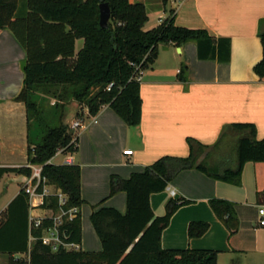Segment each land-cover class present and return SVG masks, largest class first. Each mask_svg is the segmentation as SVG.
I'll return each instance as SVG.
<instances>
[{
	"label": "trees",
	"instance_id": "trees-1",
	"mask_svg": "<svg viewBox=\"0 0 264 264\" xmlns=\"http://www.w3.org/2000/svg\"><path fill=\"white\" fill-rule=\"evenodd\" d=\"M167 1L161 0L162 4ZM102 2L110 8L108 29L99 25L98 7ZM147 20L144 5L130 0H0V31L8 29L26 55L23 85L14 101L23 103L26 109L27 162L41 166L46 185L67 198L64 210H77L74 218L59 228L62 239L77 247L82 238L79 211L84 203L80 197V166L49 163L59 151L64 156L77 151L78 136L68 131V104L85 107L90 117L107 106L128 127H136L142 106L139 83L131 78L137 72L135 66L145 70L153 63L159 45L180 47L193 42L200 61L226 63L230 59L229 39H216L203 29L178 27L173 11L159 25L144 31ZM77 39H82L83 45L74 54ZM259 39L262 58L253 71L263 79L264 31L259 33ZM186 74L183 66L178 75L180 83L186 82ZM109 84L112 87L107 91ZM47 97L57 103L48 107ZM186 141L188 154L184 158L161 157L127 179L110 177L108 196L123 192L126 210L120 213L113 208H92L90 223L100 241V251L62 248L53 252L43 245L42 232L51 221L43 219L38 227L34 226L28 216L29 198L21 190L8 204L6 218L0 224V254H28L26 264H217V252L212 250L162 249L161 235L170 218L190 202L169 199L165 214L156 216L150 207V194L165 191L168 183L186 169L239 187L245 164L264 163V137L256 138L254 125L238 123L226 126L214 145L191 138ZM231 151L235 155L234 166L228 157ZM8 173L29 176L31 171L27 167L0 168V180ZM41 189H37L39 194ZM42 198L41 209H59L55 196ZM208 205L230 235L238 231L234 204L213 198ZM208 228L207 222H189L187 236L200 238ZM30 238L34 240L31 249Z\"/></svg>",
	"mask_w": 264,
	"mask_h": 264
},
{
	"label": "crops",
	"instance_id": "crops-1",
	"mask_svg": "<svg viewBox=\"0 0 264 264\" xmlns=\"http://www.w3.org/2000/svg\"><path fill=\"white\" fill-rule=\"evenodd\" d=\"M130 2L143 4L148 16L151 0ZM153 4L168 7V13L173 11L178 27L203 29L216 39H229L230 59L226 63L200 61L193 42L180 47L160 45L155 60L141 75L142 107L136 127H128L107 106H102L91 120L85 107L74 112L77 104H71L72 122L81 120L84 125L77 132V151L70 156L72 164L80 166V197L84 201L79 211V251L101 249L92 226L89 228L93 207L113 208L120 213L126 210L123 192L108 196L111 176L127 179L158 158H184L188 154L187 138L211 146L231 124H252L256 138L264 137V78L259 79L253 71L262 58L259 33L264 31V0H168L166 4L154 0ZM167 16L158 15V25ZM82 45V39L75 40L74 54ZM25 59V51L13 34L8 29L0 31V168L20 169L29 164L26 109L23 103L14 101L23 85ZM183 66L187 80L182 84L178 75ZM125 151L131 153L124 155ZM68 157L54 156L49 163L64 164ZM56 159L60 161L54 162ZM241 175V184L236 187L186 169L168 183L165 191L150 194V207L156 216L165 214L169 199L190 202L170 218L161 235L162 249L212 250L217 252V264H264V225H258V208L264 206V163L245 164ZM20 176L8 173L0 180V224L6 218L8 204L24 188L7 179ZM47 191L51 195L55 190L47 185ZM213 198L234 204L236 233L230 235L211 212L208 201ZM42 202L43 198H36L30 203L31 221L48 217L47 210L41 209ZM192 221L207 222L208 231L200 238L189 239L186 229ZM33 244L30 238L29 249ZM27 261L28 254H0V264Z\"/></svg>",
	"mask_w": 264,
	"mask_h": 264
},
{
	"label": "built area",
	"instance_id": "built-area-1",
	"mask_svg": "<svg viewBox=\"0 0 264 264\" xmlns=\"http://www.w3.org/2000/svg\"><path fill=\"white\" fill-rule=\"evenodd\" d=\"M162 21L160 20V23ZM137 68V72L133 74L132 78L134 81L140 83L141 75L143 70L138 69V66H135ZM112 87V84H109L106 89L107 91H110V88ZM91 120L94 119V117H90ZM70 128L73 131V133L77 134V132L84 128V125L81 120L74 121L70 124ZM130 151L123 152L124 155H129ZM61 155L60 151L55 155L59 156ZM71 155H69L68 159H66L65 163L72 164L73 161H71ZM27 168L30 169L31 173L27 177V182L24 184V192L27 194L29 198V206L30 203L32 205V201L36 198H42L43 196L48 195L47 191V185L46 180L41 177V166L31 165L28 164ZM39 187H42L41 193L39 194L37 192V189ZM170 195L173 196V191H169ZM51 195L55 196L58 199V205L59 209L56 212H51L47 210L48 217L43 219H48L51 221V225L47 228H45L42 232L41 242L43 245H46L50 248L51 251L55 252L59 249H65L68 251L74 250L77 251L78 247L74 244H70L65 242L62 237L61 233H59V228L64 223V221H70L74 218L77 210L75 208L64 210L62 207L65 205L67 198L63 195V193H59L54 191ZM258 213L260 216V219L258 221V225H264V206L258 208ZM43 219L34 218L31 222L34 224L35 227H38L40 223L43 221Z\"/></svg>",
	"mask_w": 264,
	"mask_h": 264
},
{
	"label": "rangeland",
	"instance_id": "rangeland-1",
	"mask_svg": "<svg viewBox=\"0 0 264 264\" xmlns=\"http://www.w3.org/2000/svg\"><path fill=\"white\" fill-rule=\"evenodd\" d=\"M152 2H150L151 3V6H149L148 8H147V13H148V16L150 17V19H149V23H147L145 26H144V28H143V30L144 31H146V29H150L151 27H154V26H156V25H158V23H159V20H158V15H161V16H167L168 15V7H161V6H153L154 4V0H151ZM81 42V41H80ZM79 45H80V43H78ZM159 48H157V49H160V45L158 46ZM47 101H48V103H46V105L48 106V107H51V106H53V104H55V103H57V101L55 100V99H53L52 97H47ZM60 103V102H59ZM74 102H70L69 104H68V107H67V118H68V120H69V124H68V131L69 132H71L72 130H71V128H70V124L72 123V121H73V119H72V117L70 116V112L71 111H73V108H71V104H73ZM74 107V106H73ZM80 109V107L79 106H77V105H75V107H74V112H76L77 110H79ZM73 133V132H72ZM235 155H234V153L231 151V152H229L228 153V157H229V159H231V163L232 162H234L235 160H234V157ZM60 160L59 159H56L54 162H59ZM81 207H82V205H81ZM81 219H82V215H81ZM89 222V221H88ZM91 227V225H90V222H89V228ZM91 232H92V229H91ZM94 234V233H93ZM94 236V235H93ZM95 238V237H94Z\"/></svg>",
	"mask_w": 264,
	"mask_h": 264
},
{
	"label": "water",
	"instance_id": "water-1",
	"mask_svg": "<svg viewBox=\"0 0 264 264\" xmlns=\"http://www.w3.org/2000/svg\"><path fill=\"white\" fill-rule=\"evenodd\" d=\"M99 25L103 29H108L109 23H110V8L109 5L106 2H102L99 4ZM9 182H15L20 185H24L27 182V177L26 176H20L19 178H9L7 179Z\"/></svg>",
	"mask_w": 264,
	"mask_h": 264
}]
</instances>
